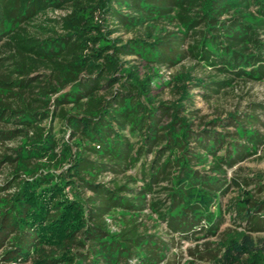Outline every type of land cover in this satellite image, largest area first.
Here are the masks:
<instances>
[{
  "label": "trees",
  "instance_id": "1",
  "mask_svg": "<svg viewBox=\"0 0 264 264\" xmlns=\"http://www.w3.org/2000/svg\"><path fill=\"white\" fill-rule=\"evenodd\" d=\"M185 60L264 81V0H0V264H160L169 245L138 222L145 210L184 239L215 234L223 164L262 142L253 115L229 114V139L193 132L189 87L229 78L184 72L176 100L153 101L148 71ZM234 207L238 227L197 261L264 264V201Z\"/></svg>",
  "mask_w": 264,
  "mask_h": 264
},
{
  "label": "rangeland",
  "instance_id": "2",
  "mask_svg": "<svg viewBox=\"0 0 264 264\" xmlns=\"http://www.w3.org/2000/svg\"><path fill=\"white\" fill-rule=\"evenodd\" d=\"M168 29L173 30V27L170 26ZM118 36L124 40L132 37L130 33L126 34L123 31L115 33L112 37ZM128 60L133 59L128 58ZM132 63L139 66L138 69L141 76L147 74L150 68V65H147V68L139 61H133ZM148 72L152 80L151 98L154 102L176 100L178 96L173 90V84L176 83L177 79L184 72L190 73L192 79H194L193 83L198 84V79L201 80L202 84L206 85L211 81H220L225 78L231 79V82L222 89H217L213 86L208 89L193 85L189 87L193 100L187 111L193 112L191 116L193 120L192 130L193 132H197L201 129L215 128L216 132L224 133L226 139H229L234 133V126L232 123H229L228 115H237L241 120H246L247 116L253 115L252 125L256 131L257 140L262 142L256 144L253 150H251V154H241L235 158L232 165L223 164L222 169L225 174H221L220 178L223 179L225 185L222 187L221 195L219 196L223 221L213 236L207 235L205 231H197V233H188V238L184 239L177 233L168 232L165 223L161 221L154 223L151 217L155 218V216H151V212L148 210L143 211L138 217V222H141V225L145 226L147 234L158 236L169 245L164 260L160 264H186L190 260L196 261L197 264H203V262L196 260V256H200V253L202 254L204 245L207 244L205 249H213L215 243L220 239L222 231L238 227V222H234L231 216V210L235 208L234 206L241 205L248 197L257 202L264 201V81L242 79L233 75H229L228 77L223 75L217 76L218 73L215 70L197 65L195 61L188 60L182 61L171 69L153 66ZM214 90H218L219 92H215ZM213 121H220V123L206 126V124ZM238 141L242 142L244 146L249 144L244 139H238ZM14 145L15 143H8L6 146L12 148ZM220 150V156H223L227 150V145L224 144ZM204 169L209 171L207 167H204ZM8 171L9 168L7 166L0 164V187L5 184L9 176ZM112 177L110 174H103L98 178V181L107 183ZM154 190L158 191L157 188ZM65 192H68V189ZM85 194L87 196L90 195L88 191ZM154 196L163 200L165 194L161 192ZM67 197H71L69 193H67ZM147 198L149 199L150 196H147ZM212 208L213 211H217L216 205ZM114 216H117V214ZM107 222L111 231L118 230L119 226L113 225V221L108 220ZM201 226H204V229L207 228L206 222L202 221ZM198 229L199 227L196 230ZM257 235L264 237V232Z\"/></svg>",
  "mask_w": 264,
  "mask_h": 264
}]
</instances>
